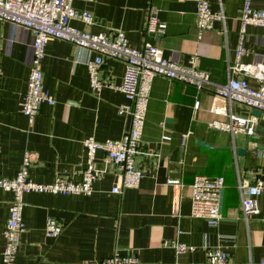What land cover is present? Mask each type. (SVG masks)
I'll list each match as a JSON object with an SVG mask.
<instances>
[{"label": "crops", "instance_id": "1", "mask_svg": "<svg viewBox=\"0 0 264 264\" xmlns=\"http://www.w3.org/2000/svg\"><path fill=\"white\" fill-rule=\"evenodd\" d=\"M197 0H73V6L89 11L93 23L72 20L71 25L90 33L122 30L131 46L146 39L164 57L196 66L209 73L211 82L224 84L228 65L235 58L243 0H205L211 10H222L224 19L198 37L195 19ZM264 9V0H252ZM165 24L161 35L150 39L145 31L149 9ZM245 63H264V27L246 25ZM31 34L7 21H0V179L13 178L29 160V179L49 183L57 175L81 180L85 168L83 141L117 140L128 131V116L117 110L126 102L117 89L103 87L95 95L89 85L85 62L94 56L86 48L50 38L42 58L43 86L55 104H42L33 123L21 114L30 65ZM124 73L121 60L105 58L101 76L118 85ZM232 76H237L232 74ZM252 87L257 85L247 78ZM200 102L194 110L195 101ZM239 104L228 106L211 86L197 90L191 84L157 76L151 83L146 122L137 165L143 177L137 188L111 194L119 171L98 152L96 168L104 173L90 195L29 193L23 196L21 236L15 264H100L118 252L135 255L139 264H192L205 260V251L221 247L235 264H258L264 253V195L257 198L259 213L241 216L239 179L264 168V133L255 131L244 155L246 135L231 136L208 128L212 120H225L232 113L259 118ZM162 135L170 137L162 141ZM203 142L209 147L198 145ZM197 176L225 180L221 220L216 227L190 216V185ZM179 180L181 186L167 180ZM12 194L0 190V253L3 230ZM48 218L63 225L62 233L48 238ZM166 241L183 243L194 250L176 255Z\"/></svg>", "mask_w": 264, "mask_h": 264}, {"label": "built area", "instance_id": "2", "mask_svg": "<svg viewBox=\"0 0 264 264\" xmlns=\"http://www.w3.org/2000/svg\"><path fill=\"white\" fill-rule=\"evenodd\" d=\"M194 13L198 37L204 30L211 29L213 22L222 21L225 17L222 10H211L205 0L196 1ZM72 20L90 25L93 23V16L89 11L75 8L73 0H0V21L18 25L31 34L30 68L26 92L22 97L21 114L29 123H33L42 104L48 106L55 104L54 97L43 86L42 58L47 41L56 38L94 53V56L85 62L90 88L95 95H99L103 87L119 90L126 102L120 105L117 112L119 115L130 117V127L117 140L99 143L87 138L83 141L85 168L81 172L80 181L57 175L49 183L34 182L28 176V158L24 159L23 165L13 178L0 179V190L12 194L8 218L3 230L4 247L0 253V264H15L21 236L25 233L22 220L23 196L29 193L90 195L94 184L104 173L96 168L98 152L103 153L105 161L113 164L120 174L118 184L111 188V194H120L124 189L138 187L143 172L137 165V157L142 154L140 146L151 83L155 77L161 76L191 84L197 90L209 85L214 95L224 100L228 106L239 104L264 114V63L253 64L242 61L246 52L244 27L246 25L264 27V9L254 8L252 0H243L235 58L233 63L228 65V79L224 84L211 82L209 73L196 66L197 56L193 58L191 64L184 65L164 57L162 50L148 39L139 47H134L129 44L125 33L120 29L90 33L71 25ZM165 27V24L158 19L156 10L150 8L145 25L146 33L149 35L161 33ZM105 58L123 61L124 73L120 84L115 85L101 76ZM248 77L256 80L255 87L249 84ZM199 107L200 102L197 100L194 103V110H198ZM207 126L209 129L226 132L231 136L243 134L253 137L256 120L240 118L230 113L225 120H212ZM161 140L169 141L170 137L162 135ZM249 176L250 179L244 178L238 181L241 216L245 220L259 213L257 198L264 195V168L250 171ZM166 182L169 185L181 186L179 180L169 179ZM224 184L223 177H195L190 185V216L205 221L210 227H216L222 218L219 203ZM62 231L61 223L52 218L47 219L44 228L46 237L56 238ZM164 246L174 249L176 255L194 250L193 247L176 241H166ZM100 264H139V261L135 255L115 252ZM192 264L235 263L221 247H211L205 251L203 262ZM258 264H264V253Z\"/></svg>", "mask_w": 264, "mask_h": 264}, {"label": "water", "instance_id": "3", "mask_svg": "<svg viewBox=\"0 0 264 264\" xmlns=\"http://www.w3.org/2000/svg\"><path fill=\"white\" fill-rule=\"evenodd\" d=\"M158 35H161V33L151 34L149 37L151 40H153V38L157 37ZM251 115L256 118H259L261 116V113L257 110H252ZM255 131H262V133H264V129H261L259 126L255 127ZM249 143H250V137H246L245 146L242 149H237V155H244L246 151H248L247 148L249 146ZM198 145H201L203 147H209L207 144L203 142H198ZM248 152H252V151L249 150ZM222 198H223V190L220 192V203H219L220 213H221V208H222Z\"/></svg>", "mask_w": 264, "mask_h": 264}]
</instances>
